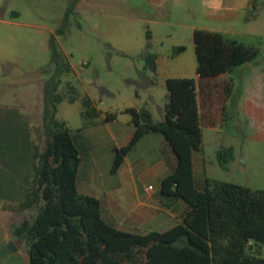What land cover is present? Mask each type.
I'll return each mask as SVG.
<instances>
[{"label": "rangeland", "instance_id": "374dc122", "mask_svg": "<svg viewBox=\"0 0 264 264\" xmlns=\"http://www.w3.org/2000/svg\"><path fill=\"white\" fill-rule=\"evenodd\" d=\"M70 1L0 0V206L18 198L13 174L22 168L26 130L33 144L43 146V84L54 69L51 36L64 67L57 87L64 99L54 118L72 132L83 124L84 97L102 115L116 113L120 122L130 118L122 111L126 107L147 110L158 121L167 95L165 79L196 76L197 29L253 47L250 60L221 73L232 82L223 119L201 128V149L193 155L200 188L208 179L264 190V119L251 111L252 104L264 107V0H78L58 33ZM146 52L156 54L154 70L147 66ZM214 114L221 116L219 107ZM150 138L135 149V161L155 168L163 145ZM227 147L232 158L221 165L217 151ZM149 185L160 194L156 176ZM10 243L0 247V264H25V246L13 252ZM257 246L256 255L264 258V244Z\"/></svg>", "mask_w": 264, "mask_h": 264}, {"label": "trees", "instance_id": "16d2710c", "mask_svg": "<svg viewBox=\"0 0 264 264\" xmlns=\"http://www.w3.org/2000/svg\"><path fill=\"white\" fill-rule=\"evenodd\" d=\"M78 0H71L57 28L65 29ZM193 43L197 59L195 77H168L164 118L154 121L147 110L124 108L134 126L130 140L114 148L110 168L115 173L125 155L147 133H161L176 156L175 169L160 179L159 192L184 200L190 209L171 227L144 233L116 228L106 221L100 201L81 194L76 188L81 148L78 131L94 124L101 112L83 98V124L74 132L55 120L57 104L64 95L57 92L63 72L62 57L50 37L49 48L54 69L43 84L41 149L29 139L20 158L16 178L19 195L17 209L33 210L13 228L15 236L27 245V264H264V258L250 252L264 244V190L251 189L228 181L205 180L203 188L195 181L192 155L201 149L202 127L221 123L232 89L230 76L238 64L255 54L251 46L226 43L207 30H195ZM178 51L183 47L177 48ZM147 66L155 69L156 54L145 53ZM69 91L74 88L69 85ZM73 102L74 97L67 98ZM219 107L221 116L216 117ZM107 112L103 121L116 117ZM15 141L11 142L12 147ZM4 143L0 141V146ZM221 165L232 158V148L217 151Z\"/></svg>", "mask_w": 264, "mask_h": 264}, {"label": "crops", "instance_id": "0c3cea01", "mask_svg": "<svg viewBox=\"0 0 264 264\" xmlns=\"http://www.w3.org/2000/svg\"><path fill=\"white\" fill-rule=\"evenodd\" d=\"M252 107L253 117L264 119V107L253 104ZM103 116L100 114L94 124L82 128L76 136L81 148V162L76 178L77 191L98 198L102 217L121 230L137 233L163 231L179 222L190 206L177 196L155 193V187L147 190L151 177H157L159 189L160 179L176 167V156L167 140L156 131L145 134L125 155L117 171L111 173L114 148L125 145L130 140L134 126L131 117L120 122L117 116L103 121ZM163 118L164 110L158 121ZM149 137L153 143L159 142L163 145L162 160H159L155 168L152 165L146 166L143 159L135 161V149ZM192 163L195 178L194 155ZM19 196L0 206V247L7 242H13L16 246L13 252L19 251L24 245L26 253L25 240L13 233L14 226L27 218L28 212L17 209ZM249 244L250 252L258 250V246L252 241Z\"/></svg>", "mask_w": 264, "mask_h": 264}, {"label": "built area", "instance_id": "2783aa9c", "mask_svg": "<svg viewBox=\"0 0 264 264\" xmlns=\"http://www.w3.org/2000/svg\"><path fill=\"white\" fill-rule=\"evenodd\" d=\"M153 188H152V186L151 185H148L147 186V190H152Z\"/></svg>", "mask_w": 264, "mask_h": 264}, {"label": "water", "instance_id": "95a60500", "mask_svg": "<svg viewBox=\"0 0 264 264\" xmlns=\"http://www.w3.org/2000/svg\"><path fill=\"white\" fill-rule=\"evenodd\" d=\"M11 247L13 248V250H15V246L13 245V243H10Z\"/></svg>", "mask_w": 264, "mask_h": 264}]
</instances>
